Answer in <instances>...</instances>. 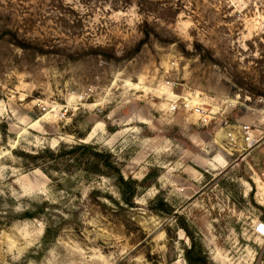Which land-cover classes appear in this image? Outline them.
<instances>
[{
    "label": "rangeland",
    "instance_id": "374dc122",
    "mask_svg": "<svg viewBox=\"0 0 264 264\" xmlns=\"http://www.w3.org/2000/svg\"><path fill=\"white\" fill-rule=\"evenodd\" d=\"M262 220L264 0H0V264H264Z\"/></svg>",
    "mask_w": 264,
    "mask_h": 264
},
{
    "label": "trees",
    "instance_id": "16d2710c",
    "mask_svg": "<svg viewBox=\"0 0 264 264\" xmlns=\"http://www.w3.org/2000/svg\"><path fill=\"white\" fill-rule=\"evenodd\" d=\"M80 149L93 153V155L95 157V164L97 165L96 167L101 166L102 161H103L104 165H106L107 167H110L113 171H115V173L117 175L118 186L120 188L121 194L124 195V197H125V199H127V201H132V199L136 195V188L133 185L137 184V180L133 179L132 177H125V175L123 174V172L121 170V167L118 165V162L114 159L113 154L112 153H104V150L99 148L98 146H96L94 144H85V143H80V144H76V145L72 146L70 152H68V153L75 155L76 152ZM44 151H49V150H44ZM82 152H84V151H82ZM32 156L36 157V155H32ZM127 189H130V193L128 196H126ZM203 251H204V249L202 248V246L197 245V244H194L191 247H189L187 249V254H186L187 259L189 261V264H193L192 259H194V253H196V254H197V252L202 253ZM203 259L205 260V257L204 258L203 257L198 258V261L203 262L204 261Z\"/></svg>",
    "mask_w": 264,
    "mask_h": 264
},
{
    "label": "built area",
    "instance_id": "2783aa9c",
    "mask_svg": "<svg viewBox=\"0 0 264 264\" xmlns=\"http://www.w3.org/2000/svg\"><path fill=\"white\" fill-rule=\"evenodd\" d=\"M171 108L175 109L176 105L173 104ZM241 130L243 131V134L245 135V139L249 142V144H251L254 141V139L252 137V133H251L252 131H251L250 126L247 124H244L243 126H241ZM228 136L232 137L233 136L232 132H229ZM256 229L260 235L264 236V220L258 222Z\"/></svg>",
    "mask_w": 264,
    "mask_h": 264
}]
</instances>
